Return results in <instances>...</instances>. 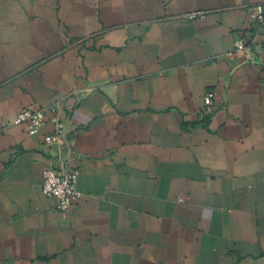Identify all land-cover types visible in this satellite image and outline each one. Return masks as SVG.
Masks as SVG:
<instances>
[{"label":"crops","instance_id":"0c3cea01","mask_svg":"<svg viewBox=\"0 0 264 264\" xmlns=\"http://www.w3.org/2000/svg\"><path fill=\"white\" fill-rule=\"evenodd\" d=\"M257 4L0 0V264H264ZM51 106L82 194L67 216L41 189L54 125L14 123Z\"/></svg>","mask_w":264,"mask_h":264},{"label":"built area","instance_id":"2783aa9c","mask_svg":"<svg viewBox=\"0 0 264 264\" xmlns=\"http://www.w3.org/2000/svg\"><path fill=\"white\" fill-rule=\"evenodd\" d=\"M250 21L257 25H264V7L261 4L248 7L246 10ZM186 18L192 20L197 17H202L201 12H192L185 15ZM235 53L242 57H247L250 52V47L244 45L242 42H237L234 45ZM213 94L208 93L204 97V113H211V100ZM50 121L54 127V134L44 136V143L47 145L56 144L59 147L54 158V163L45 168L42 172L41 189L45 197L54 199L57 203L61 215L67 216L74 203L81 199L82 194L77 189L76 182L78 172L70 170L68 165L63 161L61 152H66L64 145V137L66 134V120L61 119L58 109L51 106L45 109H23L21 110L15 120V124H26V132L29 136L36 135L44 124ZM179 202H183L179 199Z\"/></svg>","mask_w":264,"mask_h":264}]
</instances>
